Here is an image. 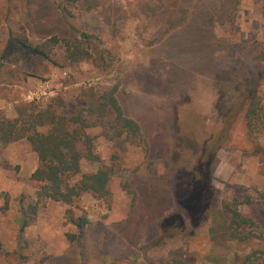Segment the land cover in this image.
Segmentation results:
<instances>
[{
  "label": "rangeland",
  "instance_id": "rangeland-1",
  "mask_svg": "<svg viewBox=\"0 0 264 264\" xmlns=\"http://www.w3.org/2000/svg\"><path fill=\"white\" fill-rule=\"evenodd\" d=\"M54 36L82 39L91 58L70 63L59 43L42 47L46 61L18 43ZM112 88L144 142L89 128L99 160L69 180L110 169L105 195L41 197L29 143L0 144V264H239L264 252V0H0V118L70 116L88 90ZM225 203L257 238L230 237ZM68 212L88 221L80 246Z\"/></svg>",
  "mask_w": 264,
  "mask_h": 264
},
{
  "label": "trees",
  "instance_id": "trees-1",
  "mask_svg": "<svg viewBox=\"0 0 264 264\" xmlns=\"http://www.w3.org/2000/svg\"><path fill=\"white\" fill-rule=\"evenodd\" d=\"M86 38V35H81ZM88 38V37H87ZM25 53L38 55L50 61L48 54L42 49L51 44H62L65 58L70 63H80L91 58V54L84 47L82 39H59L51 37L43 45L31 47L27 41L18 42ZM249 104L245 113L247 124L252 130V121L258 113V98L255 91L249 94ZM110 125L119 137L125 135L131 140L143 141V133L138 122L125 115L117 97L116 88L97 94L88 90L83 95V106L76 109L73 114L66 116L58 114L52 106L44 109H18L17 116L13 119L0 118V144L8 145L25 140L31 150L37 155L39 166L32 173L31 179L43 183L38 195L55 202L70 205L84 192L103 196L107 193V185L111 170L100 168L94 173L82 174L78 180L69 183L80 174L82 159L98 161L93 153L92 139L86 130L92 127L104 128ZM192 189H197L198 183H193ZM202 187V186H201ZM245 202L249 203L247 199ZM223 210L228 216V230L230 237L237 241L257 238L248 227H253L254 222L243 216L230 204H224ZM69 223L77 228V234H67L68 240L78 244L84 239V229L88 224L86 217L73 218L67 213ZM28 224L22 222L21 230ZM172 264H188L183 258H174ZM239 264H264V252L253 251L245 255Z\"/></svg>",
  "mask_w": 264,
  "mask_h": 264
}]
</instances>
